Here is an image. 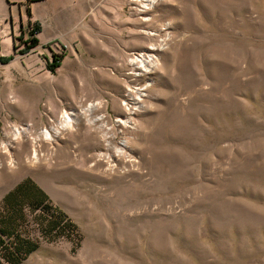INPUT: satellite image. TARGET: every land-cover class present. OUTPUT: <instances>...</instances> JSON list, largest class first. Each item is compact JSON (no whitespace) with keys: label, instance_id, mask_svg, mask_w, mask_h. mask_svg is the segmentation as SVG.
Segmentation results:
<instances>
[{"label":"rangeland","instance_id":"1","mask_svg":"<svg viewBox=\"0 0 264 264\" xmlns=\"http://www.w3.org/2000/svg\"><path fill=\"white\" fill-rule=\"evenodd\" d=\"M153 1L100 0L66 55L57 0H0V209L29 177L74 226L21 264H264V0Z\"/></svg>","mask_w":264,"mask_h":264},{"label":"trees","instance_id":"2","mask_svg":"<svg viewBox=\"0 0 264 264\" xmlns=\"http://www.w3.org/2000/svg\"><path fill=\"white\" fill-rule=\"evenodd\" d=\"M51 69L59 64L57 57ZM47 193L27 177L8 191L0 209V264H21L37 248L29 236L35 225L46 239L73 237L74 226L57 208L50 206Z\"/></svg>","mask_w":264,"mask_h":264},{"label":"crops","instance_id":"3","mask_svg":"<svg viewBox=\"0 0 264 264\" xmlns=\"http://www.w3.org/2000/svg\"><path fill=\"white\" fill-rule=\"evenodd\" d=\"M100 0H57L55 7L44 14L39 13L35 17L42 22V31L38 35L42 45L58 42L64 49V53L70 54L73 46L78 49L82 40V31L78 26L83 15L88 13L90 7L96 6ZM46 21L51 23L46 25ZM46 25V30H44Z\"/></svg>","mask_w":264,"mask_h":264},{"label":"bare ground","instance_id":"4","mask_svg":"<svg viewBox=\"0 0 264 264\" xmlns=\"http://www.w3.org/2000/svg\"><path fill=\"white\" fill-rule=\"evenodd\" d=\"M145 2L147 4H142V7L143 8L144 7H147L149 5V3H153L154 1L153 0H145ZM141 64H142V62H141ZM138 67H140V66H138ZM71 119H72V114L66 113V112L63 113V115L61 116V120L59 122H57V126L56 127H52V128H50V130H48V129H42L40 135L42 137H44V139H46V140H51L52 139V136H53V134L51 133V131L54 134H60L61 133V130H65L68 127V125L70 124V122H72ZM16 132L20 134V131L19 130H16ZM34 156L36 157V159H38L37 152L34 153Z\"/></svg>","mask_w":264,"mask_h":264}]
</instances>
